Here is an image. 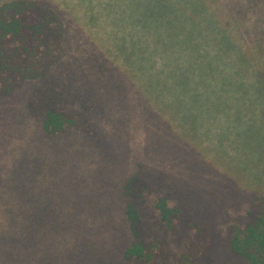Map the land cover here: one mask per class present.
Segmentation results:
<instances>
[{
  "label": "rangeland",
  "instance_id": "374dc122",
  "mask_svg": "<svg viewBox=\"0 0 264 264\" xmlns=\"http://www.w3.org/2000/svg\"><path fill=\"white\" fill-rule=\"evenodd\" d=\"M39 1L65 27L51 76L94 101L102 142L44 133L26 107L36 82L0 96V264H119L131 243L122 185L137 170L199 225L168 234L170 261L242 264L227 233L249 192L264 185V142L249 143L246 119L238 124L234 107L222 106L215 82L181 81L185 63L174 64L165 31L154 46L151 0ZM189 1L166 3L172 11ZM255 11L244 10L247 25ZM176 15L191 25L186 10ZM156 199L147 197L146 215Z\"/></svg>",
  "mask_w": 264,
  "mask_h": 264
},
{
  "label": "trees",
  "instance_id": "16d2710c",
  "mask_svg": "<svg viewBox=\"0 0 264 264\" xmlns=\"http://www.w3.org/2000/svg\"><path fill=\"white\" fill-rule=\"evenodd\" d=\"M226 1L191 0L172 13L166 0H151L152 25L147 26L155 34V47L161 32H166L169 48L177 54L174 64L185 63V68L178 67L186 86H212L210 82H215L216 95L230 102L222 100V106L234 107L233 116L238 124L242 117L246 119L244 134L256 147L260 146L257 140L264 142V0H237L226 7V13L219 14L228 4ZM247 7L254 11L256 7L255 13L259 12L251 25H247V19H251L249 12L244 14ZM182 9L188 12L183 20L191 25L174 21V15L179 16ZM215 21L217 25H213ZM139 22L136 14V23ZM64 36L60 16L41 1L0 3V96L10 95L27 81L36 82L26 107L43 132H75L99 145L102 139L95 118L100 110L94 101L71 92L51 76ZM139 49L137 46L136 50ZM181 53H185L183 62ZM126 54L128 59L129 52ZM153 181L156 180L137 170L122 185L123 213L131 243L124 249L119 264H200L187 255L170 261L168 234L178 227L188 232L199 225L191 221L184 206H169L167 195H159V186ZM151 194L157 196L155 213L146 215L144 208ZM246 202L248 207L229 226L227 246L241 258L242 264H264V185L253 188ZM205 250L203 256L209 263L211 247Z\"/></svg>",
  "mask_w": 264,
  "mask_h": 264
}]
</instances>
